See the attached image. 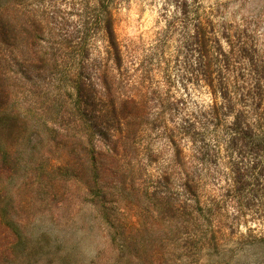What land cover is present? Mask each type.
I'll list each match as a JSON object with an SVG mask.
<instances>
[{"label":"trees","instance_id":"obj_1","mask_svg":"<svg viewBox=\"0 0 264 264\" xmlns=\"http://www.w3.org/2000/svg\"><path fill=\"white\" fill-rule=\"evenodd\" d=\"M41 1L0 0V180L27 170L26 177L42 175L55 189L80 183L108 227L117 264H175L170 258L178 256L181 243L197 235L207 238L204 226L215 210L202 201L207 174L188 165L180 139L165 129L162 136L173 155L152 186L142 180V153L155 160L151 142L143 144L156 123L165 122V111L152 110L124 67L115 0H83L85 9L91 1L94 9L73 30L66 28L71 16L46 12ZM223 34L231 41L229 52L200 20L194 22L187 80L203 81L213 101L183 121L224 132L225 137L214 135L212 144L225 145L231 154L224 176L237 191L243 180L264 177V65L240 34L225 28ZM182 128L186 137L189 131ZM127 193L137 201L136 214L115 199Z\"/></svg>","mask_w":264,"mask_h":264},{"label":"rangeland","instance_id":"obj_2","mask_svg":"<svg viewBox=\"0 0 264 264\" xmlns=\"http://www.w3.org/2000/svg\"><path fill=\"white\" fill-rule=\"evenodd\" d=\"M82 2L42 0L40 6L46 12L71 16L66 28L73 30L76 21L94 9L93 1L88 9ZM114 3L115 33L124 55V67L146 94L152 110L165 111V122L158 121L143 144L147 147L151 142L155 160L150 161L143 152L144 170L138 173L152 186L174 151L162 133L165 129L175 132L188 165H196L207 174L202 201L215 207L211 220L204 226L209 230L207 238L197 235L187 245L181 243L183 248L171 261L264 264L263 175L256 181L248 179L251 185L243 180L235 191L224 176L230 172L227 162L231 154L225 145L217 150L212 144L213 136L219 133L225 137L224 132L218 130L215 134L212 126L207 130L200 123L188 127L183 121L193 120L213 101V93L203 81L187 80V70L194 60L190 45L194 22L200 20L209 35H216L225 52H229L231 41L223 34L224 28L240 34L264 65V0H115ZM232 121L230 115L227 124ZM183 126L189 131L186 137L181 134ZM198 155L205 158V163L195 159ZM238 155H232V160L238 161ZM26 175L27 170H21L19 175L0 180V264H117L118 249L111 244L108 227L99 212L88 203L82 184L62 183L63 188L55 189L42 175L36 179ZM171 184L175 190L177 178ZM115 199L122 204L124 201L131 214L137 213L134 206L137 201L128 193ZM145 237L149 240L151 234Z\"/></svg>","mask_w":264,"mask_h":264}]
</instances>
